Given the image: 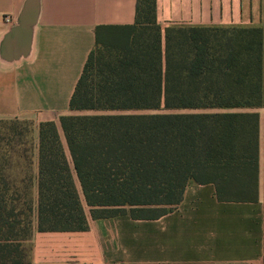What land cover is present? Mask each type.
Returning <instances> with one entry per match:
<instances>
[{
	"label": "trees",
	"instance_id": "1",
	"mask_svg": "<svg viewBox=\"0 0 264 264\" xmlns=\"http://www.w3.org/2000/svg\"><path fill=\"white\" fill-rule=\"evenodd\" d=\"M155 8L136 0L134 24L95 28L75 114L26 129L25 142L15 128L0 137V264H31L34 224L88 231L84 207L93 220H154L191 184L257 202L264 27L161 28ZM161 110L192 112L131 113Z\"/></svg>",
	"mask_w": 264,
	"mask_h": 264
},
{
	"label": "crops",
	"instance_id": "2",
	"mask_svg": "<svg viewBox=\"0 0 264 264\" xmlns=\"http://www.w3.org/2000/svg\"><path fill=\"white\" fill-rule=\"evenodd\" d=\"M155 5L161 28L263 27L264 0ZM135 9L136 0H0V119L37 126L75 114L69 101L94 47L95 28L132 25ZM259 167L255 203L218 202L211 184H191L180 204L158 219L93 220L87 213L88 231L75 233H37L34 224L31 264H264V162Z\"/></svg>",
	"mask_w": 264,
	"mask_h": 264
},
{
	"label": "rangeland",
	"instance_id": "3",
	"mask_svg": "<svg viewBox=\"0 0 264 264\" xmlns=\"http://www.w3.org/2000/svg\"><path fill=\"white\" fill-rule=\"evenodd\" d=\"M260 24L263 25L264 27V5L261 8L260 11ZM188 112H192V111H188V110H172V111H133L131 113H147V114H154V113H188ZM214 112V111H212ZM80 114H95V112H90V111H85V112H80ZM259 115H260V137L262 138L263 134H264V113L263 111H259ZM32 121L29 119H18V120H6V121H0V137L3 136L4 133H6L7 129H11V128H15L17 130L22 131V135L19 137V141L21 142H25L27 134H26V129H30L32 126ZM34 124V123H33ZM33 128V127H32ZM4 146V145H3ZM21 152V148L19 149V152ZM12 159L15 160V157L10 156ZM13 160V161H14ZM261 166H263V162H264V157H263V153L261 152ZM14 169V168H13ZM15 171V169L13 170ZM85 208V212L86 214L88 213V209L86 207ZM26 247L28 248V246L26 245Z\"/></svg>",
	"mask_w": 264,
	"mask_h": 264
}]
</instances>
